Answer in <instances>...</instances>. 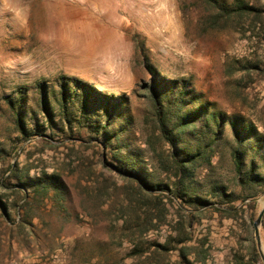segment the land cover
Masks as SVG:
<instances>
[{"label": "rangeland", "instance_id": "obj_1", "mask_svg": "<svg viewBox=\"0 0 264 264\" xmlns=\"http://www.w3.org/2000/svg\"><path fill=\"white\" fill-rule=\"evenodd\" d=\"M250 1L264 7V0ZM190 4L191 14L183 18L179 0H0V194L6 199L15 196L2 184L8 163L28 165L31 175L57 171L69 184L79 212L75 220L63 223L53 249L42 240L40 244L33 240L17 242L6 233L0 241V264H98L115 260H120L118 264H141L133 258L122 260L128 242L119 243L120 202L110 209L113 196L106 195L101 206L104 212L91 204L96 178L111 179V185L118 187L123 183L121 176L102 165L100 148L93 144L56 137H50L49 142L40 136L21 140L4 98L15 96L18 87L26 92V103L33 108L35 83L61 73L75 75L108 93H125L145 136L146 102L138 93V83L150 78L142 63L147 56L161 74L189 77L199 99L209 107L242 118L264 135V12L262 21L248 17L241 26L228 23L219 28L206 23L203 6ZM225 127L227 130V124ZM230 141L231 136L227 143L218 145L219 158L204 181H234ZM263 204L264 192L257 197V214ZM166 207V222L151 230L148 239L164 241L176 220L185 223L188 219L186 210L177 211L171 204ZM241 215V221L222 218L210 209L192 215L188 231L194 239H207V256L197 263L230 264L231 253L239 248L240 241L251 233L255 240L253 225L243 212ZM260 236L264 247L261 226ZM92 238L104 240L106 247L104 255H93L94 263L82 255L89 250L86 246L75 253L71 249L76 240L88 242ZM176 257L172 251L167 264H173ZM157 261L148 264H159Z\"/></svg>", "mask_w": 264, "mask_h": 264}, {"label": "trees", "instance_id": "obj_2", "mask_svg": "<svg viewBox=\"0 0 264 264\" xmlns=\"http://www.w3.org/2000/svg\"><path fill=\"white\" fill-rule=\"evenodd\" d=\"M193 2L203 6L207 12L203 18L214 27L228 23L241 26L248 17L263 20V5L250 0ZM193 2L179 0L183 18L191 14ZM142 63L150 75L138 83V93L146 102L145 136L125 93H108L75 75L61 73L50 80L37 81L34 108L27 105L22 87L16 89L15 96L4 98L21 140L40 136L46 141L50 137L74 138L93 144L100 148L102 165L121 176L123 183L118 187L111 185V179L96 178L98 185L90 197L92 207L100 212H104L101 206L106 195L113 196L110 209L120 202L119 243L128 242L122 260L133 258L141 264L158 260L159 264H167L170 253L176 251L173 264H200L197 262L207 256V239H194L188 231L193 214L210 209L222 218L241 221L243 212L249 225H253L257 197L264 192V135L242 118L202 102L189 77L169 78L147 56ZM229 136L234 181H204L214 160L219 158L218 145L227 143ZM5 172L2 184L15 196L6 199L0 194V241L9 233V238L17 242L33 240L40 244L42 240L48 249L55 248V235L63 230V223L75 220L79 213L69 184L57 171L43 170L31 175L28 165L8 163ZM167 204L176 205L177 211L186 210L188 219L185 223L176 220L164 241L148 239L151 230L166 222ZM261 227L264 230V216ZM82 246L89 249L82 255H87L92 263L96 261L93 255H104L106 248L101 239L76 240L72 253ZM230 264H262L252 233L232 251Z\"/></svg>", "mask_w": 264, "mask_h": 264}, {"label": "water", "instance_id": "obj_3", "mask_svg": "<svg viewBox=\"0 0 264 264\" xmlns=\"http://www.w3.org/2000/svg\"><path fill=\"white\" fill-rule=\"evenodd\" d=\"M263 216H264V204H263L262 208L259 210L256 218L253 221L256 246H257L260 258L262 260V263L264 264V247H263L261 236H260V226L262 224Z\"/></svg>", "mask_w": 264, "mask_h": 264}]
</instances>
